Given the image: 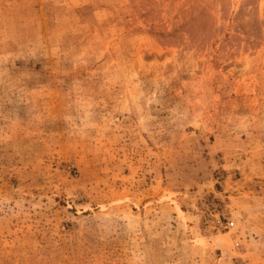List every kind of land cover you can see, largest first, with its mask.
Instances as JSON below:
<instances>
[{"label": "rangeland", "instance_id": "rangeland-1", "mask_svg": "<svg viewBox=\"0 0 264 264\" xmlns=\"http://www.w3.org/2000/svg\"><path fill=\"white\" fill-rule=\"evenodd\" d=\"M0 264H264V0H0Z\"/></svg>", "mask_w": 264, "mask_h": 264}, {"label": "built area", "instance_id": "built-area-1", "mask_svg": "<svg viewBox=\"0 0 264 264\" xmlns=\"http://www.w3.org/2000/svg\"><path fill=\"white\" fill-rule=\"evenodd\" d=\"M228 226H229V227H232V226H233V223H232V222H229V223H228Z\"/></svg>", "mask_w": 264, "mask_h": 264}]
</instances>
